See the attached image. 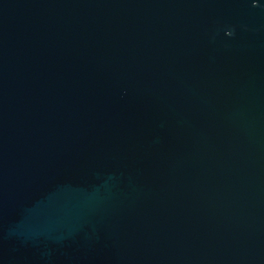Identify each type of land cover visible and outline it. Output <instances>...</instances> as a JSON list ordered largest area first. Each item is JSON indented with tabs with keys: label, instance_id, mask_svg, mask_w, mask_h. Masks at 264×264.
<instances>
[{
	"label": "water",
	"instance_id": "95a60500",
	"mask_svg": "<svg viewBox=\"0 0 264 264\" xmlns=\"http://www.w3.org/2000/svg\"><path fill=\"white\" fill-rule=\"evenodd\" d=\"M0 264H264V0H0Z\"/></svg>",
	"mask_w": 264,
	"mask_h": 264
}]
</instances>
